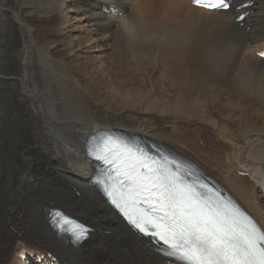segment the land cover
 Segmentation results:
<instances>
[{
  "label": "bare ground",
  "instance_id": "obj_1",
  "mask_svg": "<svg viewBox=\"0 0 264 264\" xmlns=\"http://www.w3.org/2000/svg\"><path fill=\"white\" fill-rule=\"evenodd\" d=\"M245 1L252 2L237 8ZM243 12L239 24L234 19ZM119 43L125 59L116 57ZM86 49L100 54L83 55ZM261 49L264 0H232L227 11L186 0H0V264H33L32 253L44 256L35 264L48 261V253L58 264H168L90 183L85 142L108 126L178 150L264 230V60L255 55ZM59 52L76 66L65 72L67 90L58 92L41 71L66 69ZM156 62L161 76L148 90L133 73ZM201 72L210 75L205 85ZM41 108L48 111L38 116L34 109ZM214 112L243 119L230 127ZM205 126L227 143L226 161L246 178L198 146L206 145ZM50 208L83 219L92 231L72 245L52 230Z\"/></svg>",
  "mask_w": 264,
  "mask_h": 264
},
{
  "label": "snow or ice",
  "instance_id": "obj_2",
  "mask_svg": "<svg viewBox=\"0 0 264 264\" xmlns=\"http://www.w3.org/2000/svg\"><path fill=\"white\" fill-rule=\"evenodd\" d=\"M203 6L228 4L219 0ZM95 158L111 165L116 177H123L118 184L126 191H118L115 183L104 188L111 203L138 235L150 237L167 258L177 264H264V232L230 202L214 196L203 182L189 183L182 164L173 161L169 167L135 156L117 163L107 154ZM48 215L57 233L70 236L73 243L87 237L88 227L60 210H50Z\"/></svg>",
  "mask_w": 264,
  "mask_h": 264
},
{
  "label": "rangeland",
  "instance_id": "obj_3",
  "mask_svg": "<svg viewBox=\"0 0 264 264\" xmlns=\"http://www.w3.org/2000/svg\"><path fill=\"white\" fill-rule=\"evenodd\" d=\"M2 4L6 5L8 8H9V5L5 2H2ZM9 11L11 13H13V10L9 8ZM119 41V40H118ZM120 43L118 45V54L121 56L119 57L118 55L116 56L117 58H120V59H123L124 56L122 55V51L120 49ZM54 47V46H53ZM52 47V48H53ZM54 49V48H53ZM58 50V49H57ZM87 51H85V53L83 55H92L91 57H95L97 58L100 54V52L98 51H94L93 50H88L86 49ZM91 51V52H90ZM104 52V51H103ZM107 53L109 54V52L107 51ZM223 53V52H222ZM106 54V53H105ZM58 59L66 62L68 64V66L66 67V69H63V68H51L50 70H44V71H41V73L47 77L48 79H51L53 81V85H52V89L54 91H58L59 90H67V87L65 85V82H64V78H65V72L69 69V67L71 66H74L75 64L74 63H71L67 60V56H65L64 54L62 53H58ZM98 55V56H97ZM66 58V59H65ZM125 59V58H124ZM93 62L95 61L94 58L92 59ZM154 62V57L152 58V63ZM130 63H131V66H135L136 64V59L131 55V58H130ZM221 63V62H220ZM218 62V65L215 66V68H222V65ZM96 64H98V61L96 62ZM76 66V65H75ZM159 67L157 65V62L154 63V65L152 66V70L147 72L145 70V66L144 65H140L136 70L135 72L133 73V77L137 80V81H140V82H144L145 83V86L146 88L149 90L151 88V81L153 79H157L158 77L161 76V73L159 71ZM48 72V73H47ZM198 81L202 84H207L209 81H210V75L209 74H206L204 72H201L199 75H198ZM35 112L38 113V116L40 115L41 112H45V111H48V108H41V109H34ZM77 113V112H76ZM213 116L215 117L214 120L216 119H221L224 121V124H226V126H230V127H233L234 125H238L242 122V119L239 120L238 122V119L237 120H232L231 118H228V119H223L221 116L219 117H216L218 116V112H214L213 113ZM244 117V116H243ZM49 119V118H48ZM52 119L54 120L53 118V115H52ZM73 120V118L71 116L67 117V118H64L60 121H71ZM41 121V120H40ZM55 123H56V120H54ZM54 127H55V124H54ZM198 126H193V127H190L189 129L190 130H195ZM203 128L209 136H207L205 139H204V143L206 144L205 146L204 145H201L199 144L198 142V146L201 147V148H206V149H209L207 150V152H210L211 155H213V157H217L215 154L218 155V160L223 163V164H226L227 166H229V173L231 175H234L235 177H238L240 175H238V173H236V169L234 171H232V165L230 162L226 161L225 159V153L227 152V143L224 141L221 142V139L218 140V136L216 135L215 133V129H211L210 126H205V127H201ZM228 128V127H227ZM230 131L232 129H229ZM219 145L222 149L224 150H220V151H215L211 148H209L210 146L212 145ZM238 144H241V142H237V146ZM222 155L224 156V158H222ZM25 160L27 161V158H25ZM207 166V165H206ZM215 171V170H213ZM241 177H247V176H241ZM264 199V197L262 198V200ZM33 259V258H32ZM147 260H149V258H147Z\"/></svg>",
  "mask_w": 264,
  "mask_h": 264
},
{
  "label": "water",
  "instance_id": "obj_4",
  "mask_svg": "<svg viewBox=\"0 0 264 264\" xmlns=\"http://www.w3.org/2000/svg\"><path fill=\"white\" fill-rule=\"evenodd\" d=\"M262 169H263V172H264V163L262 164Z\"/></svg>",
  "mask_w": 264,
  "mask_h": 264
}]
</instances>
